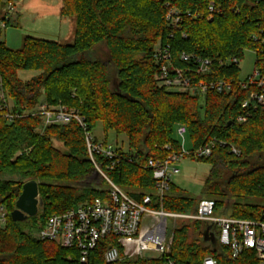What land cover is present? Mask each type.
<instances>
[{
    "label": "trees",
    "instance_id": "trees-1",
    "mask_svg": "<svg viewBox=\"0 0 264 264\" xmlns=\"http://www.w3.org/2000/svg\"><path fill=\"white\" fill-rule=\"evenodd\" d=\"M1 6L2 2L0 20L4 19ZM172 9L181 15L177 27L167 19ZM61 15L76 19L73 43L31 35L25 36L19 49L0 42V72L13 109L20 114L12 121L0 114V173H17L26 180L0 178V206L7 209V222L0 223V264H76V252L39 240L33 233L50 215L109 197L110 184L90 159L77 120L40 131L43 117L32 111L42 98L50 106L75 109L91 130L102 121L105 142L110 132L127 136L130 150L116 148L123 156L120 163L110 169V160L97 156L96 161L115 184L138 200L155 193L148 160L166 159L180 151L175 135L179 124L188 128L191 150L210 140L226 143L217 142L210 157L191 156L212 165L203 188L208 196L192 197L172 183L162 206L186 213L195 210L202 198H210L224 210L225 199L234 197L230 216L260 219L264 204L251 199L264 200V106L247 122H238L250 90L240 86L239 65L225 61L234 56L241 60L245 50L251 49L256 54L255 67L264 76V0H63ZM159 42L169 44L174 64L184 69H195L198 59H211L213 72L193 75L194 79L224 78L233 83L232 89L211 90L200 97L160 87L155 80ZM100 45L107 49V60L98 54ZM183 53L191 59H182ZM111 69L118 80L114 89ZM21 70L38 74L23 80ZM231 146L240 154L233 153ZM19 151L23 152L15 158ZM229 171L234 172L229 175ZM32 179L39 182L44 209L26 221H15L11 213L24 183ZM192 224L203 240H190L189 223L178 226L171 253L177 261L201 264L211 254L220 264H257L249 254L227 262L205 240L208 226L201 221ZM112 239L108 237L94 250L92 264H107L104 251Z\"/></svg>",
    "mask_w": 264,
    "mask_h": 264
},
{
    "label": "built area",
    "instance_id": "built-area-1",
    "mask_svg": "<svg viewBox=\"0 0 264 264\" xmlns=\"http://www.w3.org/2000/svg\"><path fill=\"white\" fill-rule=\"evenodd\" d=\"M4 1L10 8H15L17 0ZM214 4L209 6L210 17ZM181 15L176 9L170 10L167 19L174 27L180 23ZM182 59L190 60L185 53ZM155 59L159 69L155 80L160 87L167 90L190 93L204 97L211 90L229 91L233 83L227 79L195 80L193 75H210L213 72L211 59H198L195 69H184L174 64L169 44L161 42L155 47ZM227 62L239 65L236 56ZM240 86L250 90L248 97L242 102V112L238 122H247L253 113L264 106V76L254 67L252 74L240 79ZM38 114L43 117V128L52 124H66L72 119L77 120L84 131L90 159L99 173L109 182L108 198H95L74 206L63 213L50 215L42 227L36 232L39 240L54 241L64 248L77 253L76 264H92V253L108 237L113 238L104 251V261L107 264H183L171 256L175 229L183 223L201 221L209 227V244L219 256L227 262L234 263L243 255L249 254L257 264H264V215L260 219H243L226 215L223 209L217 208L214 199L202 198L192 212H175L165 210L162 206L166 194L170 190L172 176L180 172L178 160L183 156L210 157L217 142L210 140L194 150H186L188 128L179 124L176 135L180 142V151L173 152L166 159L150 158L147 167L151 169L155 180V193L146 194L138 200L115 184L98 165L96 158L100 156L110 160L108 168L112 169L120 163L123 156L118 154L115 145L108 141H99L93 136L86 119L75 109L58 104L50 106L40 103ZM0 114L12 121L20 114L13 109L0 72ZM32 114H36L35 112ZM170 148L169 145L165 146ZM233 153L239 155L240 150L231 146ZM156 203L159 207L151 206ZM7 209L0 206V223L6 224ZM212 239H215L213 244ZM154 255H146V253ZM201 264H220L217 257L208 254Z\"/></svg>",
    "mask_w": 264,
    "mask_h": 264
},
{
    "label": "rangeland",
    "instance_id": "rangeland-1",
    "mask_svg": "<svg viewBox=\"0 0 264 264\" xmlns=\"http://www.w3.org/2000/svg\"><path fill=\"white\" fill-rule=\"evenodd\" d=\"M62 3L63 0H17L16 7L10 8L7 4H4V1H2L1 15L4 19L0 20V42H4L9 48L19 49L23 45L25 36L31 35L39 38L56 40L61 43H73L76 19L74 17H64L61 15ZM18 11H20V14ZM98 54L103 59H108L107 49L103 45L98 47ZM255 61V52L251 49H246L243 58L239 62V78L241 80L252 74L255 67ZM37 74L38 71L35 70L19 71V76L23 80L31 79ZM111 78V88L114 89L118 84L114 69H111ZM44 102L45 100L42 98L41 103ZM38 107L39 105L32 112L38 114L36 112L39 110ZM40 131H44L43 124L40 127ZM92 133L99 141H104L106 139L102 121L97 122L96 127L92 129ZM107 141L115 145V148H121L125 151L130 150L126 135H117L114 132H110L107 136ZM54 145L64 150V146L59 141L54 140ZM185 147L186 150H191L193 148L189 134L186 136ZM22 152L23 151L17 152L15 158L22 154ZM257 157L258 156H255L254 160L258 161L259 159ZM177 167L180 169V172L172 176V181L178 187L183 189V193L191 195L192 197L208 196L203 188L205 181L210 177L212 172V165L210 163L200 161L187 155L178 160ZM233 172L229 171V175ZM0 178L15 179L17 181L25 180L17 173H0ZM234 201V197L225 199V207L223 211L226 215L231 213V206ZM251 201L264 204V200L261 199H251ZM187 223L190 224V240H203L202 235H200V230L196 229L192 222ZM28 231H30V228ZM36 232L37 230L34 231L33 234L35 235ZM146 255L154 254L147 252Z\"/></svg>",
    "mask_w": 264,
    "mask_h": 264
},
{
    "label": "water",
    "instance_id": "water-1",
    "mask_svg": "<svg viewBox=\"0 0 264 264\" xmlns=\"http://www.w3.org/2000/svg\"><path fill=\"white\" fill-rule=\"evenodd\" d=\"M44 209V200L40 195L39 182L35 179L24 183L23 191L16 202V208L11 216L15 221H26L30 217L37 216ZM209 227L204 232L205 240H209ZM215 244V239H212Z\"/></svg>",
    "mask_w": 264,
    "mask_h": 264
},
{
    "label": "crops",
    "instance_id": "crops-1",
    "mask_svg": "<svg viewBox=\"0 0 264 264\" xmlns=\"http://www.w3.org/2000/svg\"><path fill=\"white\" fill-rule=\"evenodd\" d=\"M63 4V3H62ZM18 13L20 14V11H18Z\"/></svg>",
    "mask_w": 264,
    "mask_h": 264
}]
</instances>
